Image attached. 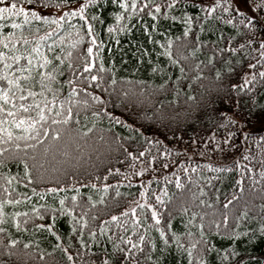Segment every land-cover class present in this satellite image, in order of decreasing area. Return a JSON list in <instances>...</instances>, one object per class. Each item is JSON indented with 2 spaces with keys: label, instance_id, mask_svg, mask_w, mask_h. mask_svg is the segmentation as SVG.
Instances as JSON below:
<instances>
[{
  "label": "trees",
  "instance_id": "1",
  "mask_svg": "<svg viewBox=\"0 0 264 264\" xmlns=\"http://www.w3.org/2000/svg\"><path fill=\"white\" fill-rule=\"evenodd\" d=\"M15 2L55 9L86 0ZM125 3L126 9L119 0H92L83 10L87 23L79 14L52 23L58 17L36 12L48 17L37 19L30 8L27 21L23 14L0 19V89H9L8 101L0 99V128L13 133L7 141V133L0 132L7 141L0 144L6 149L0 153V228L5 229L0 264H70L66 252L72 264H119L124 260L119 249L132 253L126 264H264V127L256 119L264 112L259 76L264 11L258 9L261 20L238 15L222 0L212 13L206 7L216 0H177L171 7V0H136L135 9L132 0ZM90 44L93 56L87 57ZM13 56L19 59L12 61ZM45 57L48 63L40 67ZM85 58L93 61L88 71ZM6 72L15 80L11 86L3 79ZM90 74L102 80L91 81ZM68 108L67 123H52L63 121ZM244 117L249 122L242 127ZM21 118L26 124L36 121L39 142L13 124ZM54 129L60 131L56 138ZM21 161L28 164L31 181ZM16 213L22 215L14 221ZM40 225H51L52 231ZM10 239L17 244L9 245Z\"/></svg>",
  "mask_w": 264,
  "mask_h": 264
},
{
  "label": "snow or ice",
  "instance_id": "2",
  "mask_svg": "<svg viewBox=\"0 0 264 264\" xmlns=\"http://www.w3.org/2000/svg\"><path fill=\"white\" fill-rule=\"evenodd\" d=\"M119 2H120V7L121 8H125L126 9V8L129 7V5L125 3V0H119ZM247 2H248V0H245V3H247ZM63 3H66V0H60V4H63ZM90 3H92V0H86V3L80 4L79 7L75 11H71V12L65 11L64 12V16H76L77 14H79L80 15V19L81 20H85V17L83 15V10L87 6V4H90ZM176 3H177V0H171V3L168 4V7H171V6L175 5ZM57 6H59V4ZM131 7L133 9L136 8V0H132ZM153 7L156 9V12H159L160 11V7L161 6L159 4H154ZM203 7H206V6H203ZM216 7H222V5L220 4V0H216V4H214L212 7H206V11L208 13H212L213 9L216 8ZM252 7H253V10L254 11L256 9H260L261 11H264V0H259V3L256 4L255 6H252ZM223 11L224 12H228L229 11V7H223ZM236 11H237L238 15H243V13L239 11V9H236ZM21 14L24 15L25 21H27V19H28V11L24 7H17V4H16L15 0H12V2H10V3H5V0H0V19H3L5 16H8V17H11V16H19ZM31 15L33 17H36L37 19H44V20H47L48 19L47 16H39V15H37V13L35 11H32L31 12ZM148 15L149 16H152L153 13L151 11H149ZM62 18L63 17H58L57 19H53L52 20V23H57V20L58 19H62ZM95 18L96 17L94 16L93 19H95ZM116 19L117 20H120L121 19V16H120L119 13H117ZM245 19H247V17H245ZM226 22L227 23H231V20L226 21ZM85 23H87L86 20H85ZM185 23L186 24H190L191 21L190 20H186ZM12 27L13 28H16V27H19V25L13 23L12 24ZM260 28H261L262 33H264V21H260ZM87 35L88 36H92L93 35V33H92V25L91 24H88V32H87ZM185 35H187V28L185 29ZM248 42L251 43L252 41H248ZM91 44H96V40L94 38L91 40ZM91 44L87 48V57H92L93 56V51L94 50H93V47L91 46ZM169 46H170V42H169ZM240 47H243V45H241ZM260 49H261V52H260L261 57L264 58V41H262L260 43ZM232 51H235V49H232ZM165 55H167V56H169V58H171V52H170V50H166L165 51ZM3 58H4V53L0 52V59H3ZM97 58H99L98 57V54H97ZM10 59L12 61H15V60H18L19 57L18 56H13ZM57 59H59V57H57ZM209 62H211V61H209ZM47 63H48V61H47V58L45 57L44 58V63L41 64L40 67H44V64H47ZM172 63L175 64L176 61L175 60H172ZM29 64H31V59H29ZM10 67H11V64H6L5 65V68L6 69L7 68H10ZM69 67H71V65H69ZM92 67H93V61L85 58V62L83 64V70L84 71H88V70L92 69ZM248 67L249 68H252L253 65L249 64ZM100 71L101 72L105 71V69L103 68V65H101ZM180 71H181V73H183L184 69L181 68ZM229 71H231V69H229ZM216 76H217V78L220 77V72L219 71L216 73ZM259 76L261 78H264V70H261L259 72ZM41 77L42 78H53L54 79V77H51V74L50 73H41ZM3 79L7 80V83H8L9 86H11V85H13L15 83V80L11 77V74L10 73H7L6 72V74L4 75ZM88 79H90L91 81H98V80H102V77H100L98 75H91L90 74L89 77H88ZM252 79L255 80L256 77L255 76H252ZM66 82L68 84L72 85V88L70 89V91L74 95L75 92H76V89H75V85H73V81L72 80H68ZM111 83L114 84L115 83V80H112ZM248 83H249V80L248 79H245L244 80V85H247ZM16 86L18 88L20 87L18 84ZM96 86L99 87L100 86L99 83ZM232 87L235 88L236 85H232ZM8 91H9V89H0V99H3V100H5L7 102L8 99H9V96L7 94ZM28 95L34 97V96H36V93L35 92H28ZM124 95H127V93H124ZM19 98L21 100H24L25 99V96L24 95H21ZM91 98L93 100L99 101L101 103L104 102V101L101 100V98L99 96H96V95H92ZM53 102H55V98H53ZM61 106H63V102H61ZM12 107L15 108L16 105L13 104ZM19 107L22 108V109H24L25 111H28V109H29L30 106L22 103V104L19 105ZM36 107L38 109H40V111H39V117H40V119L41 120H45L46 117L44 116L43 109L40 108L39 103L36 104ZM2 110L3 109H0V111H2ZM49 111H51V109H49ZM66 111H67V116L64 117L63 121L53 120L52 123H54V124H59L61 122L67 123L68 122V118L71 117V108H68ZM8 115L9 116H13V113L12 112H9ZM56 115L57 116H60L61 113L60 112H57ZM94 115H95V113H94ZM109 115H111V114H109ZM242 119L244 120V124H242V127H243V126H246V124L249 122V118L248 117H244ZM256 119L261 124V126L264 127V112H262L261 115H259L258 117H256ZM12 122H13V124H15V126L17 128L23 127L24 128V131L26 133L27 132H32L33 135L30 136L29 138L30 139H37V142H39L40 135H39V133H36V130H35L36 121L35 120H31L30 123H27V124L25 123V119L24 118H21L18 121L16 119H13ZM116 122L117 123H120L119 120H117ZM230 122L232 124H236L237 121L233 119ZM3 123H4V121L3 120H0V124H3ZM89 131H90V129H89ZM136 131H139V129H136ZM0 132H6L7 133V141H11L12 140L13 133L10 130H6L4 128H0ZM43 135L44 136H47L48 135V129L47 128L44 129ZM52 135H53V138H56V137H58L60 135V131L54 129L53 132H52ZM20 138L21 137H17V139H20ZM7 141L4 140L2 137H0V144L6 143ZM225 142L227 143V141H225ZM15 147L16 148H19L20 145L19 144H15ZM25 147H30V145L25 144ZM121 147H123V146L121 145ZM5 151H6L5 148L0 147V153H3ZM124 151L127 153V156L132 157L133 159H136V157L133 156V153L132 152L128 151L127 149H124ZM139 155L140 156H143L144 153L141 152ZM0 163H2V161H0ZM21 163H24L25 176L28 177L29 181H31L32 177L29 176V167H28V164L25 163L24 161H21ZM164 167H167V165L165 164ZM117 171H119V169H117ZM193 171H195V169H193ZM137 175H139V173H137ZM104 187H105V189H107L108 186L107 185H104ZM177 187H180V184H179V181L178 180H177ZM48 191H50V192L51 191H56V189H51L50 188V189H48ZM140 195L141 196H144V192L141 191ZM76 199H77L76 196H72L73 202H75ZM156 199H157V201H160V197L159 196H157ZM7 203H15V201L8 200ZM64 204H65V201L63 199H61L60 200V205H61L60 211H62V212L64 211V207H63ZM147 207L151 208L152 206L151 205H147ZM32 211L33 212H36V209L33 208ZM71 213H72V209H68L69 216H71ZM3 215H4V213H3V203H0V223L3 222V219H2L3 218ZM20 215H22V214L21 213H16L14 215V217H13V220L15 221V216H20ZM23 215H26V214H23ZM37 215H39V213H37ZM121 215H126V213H121ZM157 216H158L157 212L156 211H153L152 212V218L154 220H156L157 223H159V220L157 219ZM80 219L83 220V216H81ZM110 219L112 221H117V216L113 215V216H111ZM224 219H225V221H227V217L226 216L224 217ZM53 221H55V216L54 215H53ZM85 223H86V221H85ZM16 226L19 227V223L18 222H16ZM40 227H46V228H48L49 231H52V226L51 225H40ZM261 229H262V231H264V225L261 226ZM3 231H5V229L0 228V232H3ZM73 231H76V229L73 228ZM53 234L55 235V233H53ZM89 234L94 236V233H92V232H90ZM163 235H164V233L161 232V236H163ZM57 239H59L58 236H57ZM109 239H111V238H109ZM143 239H144L143 236H141L140 237V241H142ZM80 243H81L82 246H84V241L83 240H81ZM126 243H130V241H126ZM165 243H167V241H165ZM8 244L9 245H12V246H15L17 244V241L10 239L8 241ZM24 247L27 248L28 245L25 244ZM193 247H195L194 244L189 246V257H191V251H190V249L193 248ZM132 248H137V244H133L132 245ZM119 251L121 253H123V256H124V260L120 261L119 264H126V261H127L128 257L131 256L132 253L130 251H125L124 249H119ZM5 252H8L9 255L12 254L11 251L7 247H5ZM66 255H67L68 261L70 262V264H72V262H73L72 255L67 254V252H66ZM93 264H94V262H93ZM102 264H108V261H103ZM132 264H136V261L133 260L132 261ZM199 264H205V262L203 260H200Z\"/></svg>",
  "mask_w": 264,
  "mask_h": 264
},
{
  "label": "rangeland",
  "instance_id": "3",
  "mask_svg": "<svg viewBox=\"0 0 264 264\" xmlns=\"http://www.w3.org/2000/svg\"><path fill=\"white\" fill-rule=\"evenodd\" d=\"M222 1H225L230 6V9L232 10L239 9L240 12L249 16L250 18H256V19L262 20V17L260 16L258 9L254 11L252 7L258 4L259 0H248L247 3H245V0H222ZM17 7H24L26 10L30 8L29 6H21V5H17ZM78 7L76 8L71 7L72 9L67 8V7H60V8L52 9V8H45V7H40V6L36 7L35 5L34 7L32 6L30 9L37 13H41L42 15H55L56 17H60L64 15L65 11L76 10ZM153 29L155 31L158 30L157 28H153ZM144 40H146V38L142 39L141 43L144 44Z\"/></svg>",
  "mask_w": 264,
  "mask_h": 264
}]
</instances>
